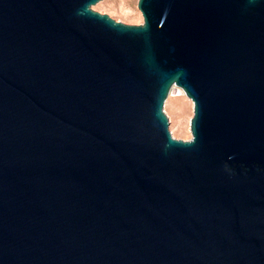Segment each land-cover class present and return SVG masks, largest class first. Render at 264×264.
I'll use <instances>...</instances> for the list:
<instances>
[{
	"label": "water",
	"instance_id": "1",
	"mask_svg": "<svg viewBox=\"0 0 264 264\" xmlns=\"http://www.w3.org/2000/svg\"><path fill=\"white\" fill-rule=\"evenodd\" d=\"M98 1L0 0V264H264V0Z\"/></svg>",
	"mask_w": 264,
	"mask_h": 264
},
{
	"label": "rangeland",
	"instance_id": "2",
	"mask_svg": "<svg viewBox=\"0 0 264 264\" xmlns=\"http://www.w3.org/2000/svg\"><path fill=\"white\" fill-rule=\"evenodd\" d=\"M91 8L100 12L104 11L115 20L119 18L126 23H142L137 0H100ZM173 92L168 94L162 108L169 121L168 131L172 137L188 139L191 137L188 125L193 104L178 89H174Z\"/></svg>",
	"mask_w": 264,
	"mask_h": 264
},
{
	"label": "bare ground",
	"instance_id": "3",
	"mask_svg": "<svg viewBox=\"0 0 264 264\" xmlns=\"http://www.w3.org/2000/svg\"><path fill=\"white\" fill-rule=\"evenodd\" d=\"M174 93V92H173Z\"/></svg>",
	"mask_w": 264,
	"mask_h": 264
}]
</instances>
